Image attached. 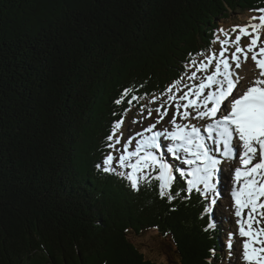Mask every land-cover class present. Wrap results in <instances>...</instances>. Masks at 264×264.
Wrapping results in <instances>:
<instances>
[{
    "label": "trees",
    "instance_id": "obj_1",
    "mask_svg": "<svg viewBox=\"0 0 264 264\" xmlns=\"http://www.w3.org/2000/svg\"><path fill=\"white\" fill-rule=\"evenodd\" d=\"M260 8L264 0H0V264L225 259L229 223L216 205L205 213L193 193L170 211L156 181L136 192L95 165L130 107L114 103L124 88L159 95L230 10ZM151 232L175 259L156 261L132 240Z\"/></svg>",
    "mask_w": 264,
    "mask_h": 264
},
{
    "label": "snow or ice",
    "instance_id": "obj_2",
    "mask_svg": "<svg viewBox=\"0 0 264 264\" xmlns=\"http://www.w3.org/2000/svg\"><path fill=\"white\" fill-rule=\"evenodd\" d=\"M256 11L260 15L251 17L249 24L233 26L234 36L220 29L224 39L214 34L208 49L187 53L181 74L159 95H136V87L124 88L114 103L127 100L130 107L112 122L104 145L109 151L95 165L104 174L126 180L136 192L156 181L157 195L172 206L170 211L177 210L173 205L177 198L187 200L195 193L205 200L207 213L220 195L217 173L223 171L225 161H233L230 204L234 203L238 229L226 230L225 247L239 251L233 244L238 231L244 238L246 264H264V40L260 35L264 8ZM217 43L219 49L213 50L211 45ZM249 60L251 77L237 71ZM145 97L147 103L140 105L138 113L147 124L141 126L142 121L133 118L131 123L139 130L124 136L120 132L124 116L134 101ZM178 178L185 184L173 191ZM213 227L208 223L205 230Z\"/></svg>",
    "mask_w": 264,
    "mask_h": 264
},
{
    "label": "rangeland",
    "instance_id": "obj_3",
    "mask_svg": "<svg viewBox=\"0 0 264 264\" xmlns=\"http://www.w3.org/2000/svg\"><path fill=\"white\" fill-rule=\"evenodd\" d=\"M230 13H231L230 17L224 21L219 22L218 26L220 27V29H223L224 32H227L233 36L234 34L231 33V29L233 28V26L247 25L249 24L251 17H258L260 15V13H253L249 11H243V12L235 11L234 12L230 10ZM255 22H258V21H255ZM224 32H219V36L221 39H224ZM260 35H261V39L264 40V29L260 31ZM246 40H247L246 37L242 38V43ZM219 47L220 45L218 43L214 44L213 50H218ZM252 63L253 62L249 60L246 65H252ZM249 77H251V75ZM141 102L142 104L147 103V98L141 100ZM149 106L153 108L155 107V105H151V104ZM138 108L139 107H136L128 111L127 114L124 116V124L122 125L120 129V132H122L124 136H128L129 131H131V133L134 134L135 131L139 130L137 125L131 123L133 118H135L136 120H141L142 121L141 126H144L147 124V121L142 120L141 116L139 115ZM165 158L169 159L171 162L170 156H166ZM232 162L233 161L231 160L228 162L225 161L222 164L223 171L218 172L217 173L218 176L216 178L217 188H218V191L220 192V195L217 197L216 208L219 210L223 219L226 222L230 223L229 226L227 225V228L229 230L232 229L234 226L238 229V225H235V220L237 218L234 215V203L230 204V195H231L230 191L233 188V185H231V187L228 186L230 183V179H231V177L229 176V165L232 164ZM225 232L226 231L223 232V235H225ZM243 239L244 238L239 237L238 231H237V235L235 239L233 240V244L237 245V248L239 249V251L237 252L234 249L230 252L229 249H227L226 247L225 248L223 247L224 248L223 253H224L225 259H223L220 262L218 261V264H246V262L242 259ZM132 240L142 252H144L148 257L155 259L156 261L168 263L170 262V260L175 259L174 252L172 250L169 240L159 237L153 232L145 233L141 236H133ZM238 241L240 242L239 244H237Z\"/></svg>",
    "mask_w": 264,
    "mask_h": 264
},
{
    "label": "bare ground",
    "instance_id": "obj_4",
    "mask_svg": "<svg viewBox=\"0 0 264 264\" xmlns=\"http://www.w3.org/2000/svg\"><path fill=\"white\" fill-rule=\"evenodd\" d=\"M237 71H239V72H244L245 73V75L246 76H252L253 75V69H252V65H244V64H242V68L241 69H238ZM248 73H250V74H248ZM173 162V161H172ZM230 163V162H229ZM229 185H230V187H231V185H233L232 183H231V180H230V183H229ZM228 185V186H229ZM231 192V191H230Z\"/></svg>",
    "mask_w": 264,
    "mask_h": 264
}]
</instances>
